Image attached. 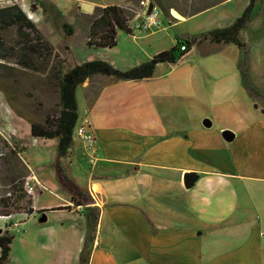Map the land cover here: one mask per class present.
<instances>
[{
    "label": "crops",
    "instance_id": "1",
    "mask_svg": "<svg viewBox=\"0 0 264 264\" xmlns=\"http://www.w3.org/2000/svg\"><path fill=\"white\" fill-rule=\"evenodd\" d=\"M193 1L209 5L192 14L176 9L180 14L174 11L173 15L178 22L199 14L222 13L230 5L242 3L236 15L215 28L231 26L250 2ZM136 14L137 19H143L144 9ZM242 36L251 48V77L264 91V0H257ZM198 47L205 50L206 75L215 81L211 92L215 103L223 110H238L237 95L246 93L237 73L238 48L209 43ZM256 47L262 51L260 57L255 55ZM217 51L227 57L211 58ZM116 83L96 76L78 89L77 101L81 90L84 106L81 110L78 101V121H89L97 136L95 161L91 163L83 142L76 138L67 155L65 172L70 170L72 178L82 182L77 185L73 181L88 191L100 209L89 264H264V103L262 110H254V116L253 110L245 112L246 121L237 117L230 148L222 134L231 129L217 131L212 121L213 127L205 129L198 123L203 115L177 114V107L168 101L174 100L176 93L166 83L153 84L159 86L154 91L132 94L112 93L109 87ZM201 89L199 97L204 103L208 86L204 91L201 85ZM107 95H111L110 101ZM80 154L88 156L91 166L74 172ZM190 173L196 174L198 181L187 190L184 176ZM39 174L34 176L41 191L32 198L31 216L45 215L47 223H39L34 232L48 231L51 216H63L58 236L42 243L45 250L57 254L52 264H77L86 235L81 208L73 205L61 187L57 194L60 203L38 208L39 195L47 191ZM32 186L37 189L34 182Z\"/></svg>",
    "mask_w": 264,
    "mask_h": 264
},
{
    "label": "rangeland",
    "instance_id": "2",
    "mask_svg": "<svg viewBox=\"0 0 264 264\" xmlns=\"http://www.w3.org/2000/svg\"><path fill=\"white\" fill-rule=\"evenodd\" d=\"M39 2L52 3L63 15H65L66 23L71 25L75 31L74 36L68 43H65L63 40L64 37L60 30L58 31V29L53 27L51 22L47 21L43 16L42 10L37 7ZM143 2L145 3L146 0H0V8L13 4L19 5L28 14L29 18L42 29L46 40L53 46L55 55L57 56V59L54 61V66L57 67L58 64L61 63L63 65V71L94 60L105 61L120 71H128L149 61L156 53H162L172 49L176 46L177 38L196 37L213 29H218L215 27L224 23L226 19H230L231 16L236 15L242 4L234 3L227 7L226 10H222V13L217 11L205 15L199 14L182 22H174L172 19L169 20V17L159 9V19L161 22L159 28H155L149 33L135 31L134 37L119 31L117 36V47L112 50L87 48V35L82 28L88 26L89 16H92L97 8L108 6L122 7L127 10L130 21L135 23L141 20L140 18L137 19L136 12L144 9L142 6ZM170 5H173V10H175L176 13H179L176 11V9H178L184 13L192 14L209 4L194 2L193 0H170ZM31 6L36 7L37 10L33 11ZM80 8L81 11L79 10ZM170 16L172 17L171 13ZM79 24H81V26H79ZM156 31H160V33L145 39L148 34L150 35ZM6 39L12 41L14 39V34L9 33ZM257 47L255 55L256 57H260L262 51ZM204 53V48L194 47L192 52L177 64L159 65L155 76L150 80L136 83L119 82L115 85H111L109 88L112 90V93L118 91L132 94L137 91H154L155 88L159 86L153 84L158 83L163 85L166 83L167 86H171L176 93L175 99H169L168 101L172 103V107H177V110H175L177 114L187 112L196 117L203 115L198 123H202L203 120L209 119L214 123L213 129L219 131L222 127H229L231 130H225L223 132H232L234 131L233 129L238 127V122L236 121L237 117L246 121L244 114L251 110H253L254 116V110H256L254 108V101H252L247 93H241L237 95L239 98L236 99L240 105L238 110H223L224 107L218 106L211 93L215 81L211 76L206 75L207 72L204 65V59L206 57ZM222 57L227 56L223 54L222 51H217L211 58L218 59ZM93 83L95 84V82L90 84ZM201 85L204 86V91L207 86L209 90V93L204 95V103H201V98L199 97L202 91ZM97 87L96 85V88ZM90 88L94 93L96 92L95 86ZM106 98L110 101L111 95H107ZM78 101L81 110H84L83 92L81 90L78 92ZM263 103L264 102L257 103L259 107L258 110L261 109L260 105H263ZM14 104L26 112L34 121L43 123L48 114L53 112L57 113L59 111L60 97L56 80L51 78L50 75L35 76L29 74L26 78L21 80ZM116 108L121 109L120 107ZM79 125L80 122L78 121L76 127ZM0 137L10 143H13V140L16 141L21 164L30 174V178H26L25 180L24 192H26L28 186L32 185L31 178L37 173H40L39 177L44 181L47 191L39 195L36 206L38 208H49L60 203L62 200L57 196L60 185L56 179L53 168L56 155L55 141L32 138L29 124L12 113L4 95L1 93ZM77 145H79L78 142ZM227 146L231 148L233 145L231 143L227 144ZM7 151L8 150L5 152ZM4 157L0 155V200L13 198V188L19 187L17 183L13 185L10 184L8 166ZM87 157L86 155L80 154V156L75 159L74 172L78 169L84 172L90 168L91 164H89V159ZM62 165L66 171L68 168L67 157L62 160ZM39 167H41V169H39ZM24 168H20L22 173H25ZM30 169H32V171ZM38 169L40 172H38ZM67 173L71 178L73 177L70 170L67 171ZM72 179L77 185H81L82 182H80V180L76 178ZM36 188L37 189L35 190L34 188L33 193L28 195V198L20 204V210H16L15 208L11 209V214H18L16 216V221L21 224L18 230L13 228L8 230L9 235L15 238V242L11 248L12 252L7 264H52L55 262L57 254L55 255L53 250H45L42 242L50 239V237L58 236L59 227L57 226L60 224V219H62L63 216H51V220H49L47 224L51 226L48 231L41 230L39 232H34L38 226H40V218L22 214H29L31 207L27 202L29 200L32 201V198L41 191L39 187L36 186ZM26 194L28 193L26 192ZM41 228L44 227L42 226Z\"/></svg>",
    "mask_w": 264,
    "mask_h": 264
},
{
    "label": "trees",
    "instance_id": "3",
    "mask_svg": "<svg viewBox=\"0 0 264 264\" xmlns=\"http://www.w3.org/2000/svg\"><path fill=\"white\" fill-rule=\"evenodd\" d=\"M149 2L166 14L169 20L172 19L170 10L174 7L170 5V0H149ZM256 3L257 0H250L243 14L231 26L213 29L196 37L177 38L176 46L172 49L128 71L115 69L102 60L85 62L63 71L61 63L57 67L54 66V61L57 59L54 48L46 40L42 29L29 18L28 14L17 4L0 8V93L4 95L12 113L29 124L32 138L56 142V158L53 164L56 179L61 189L71 196L73 205L81 208V216L86 222V235L77 264H89L100 218V209L94 206L88 191L79 188L62 165V160L67 157L73 145L74 130L79 119L78 89L96 76L112 78L116 82L147 81L155 76L159 65L177 64L189 55L194 47L207 43L234 45L240 54L237 70L242 86L254 101V108L258 110L257 103L264 102V91L255 85L251 77L250 46L242 36L251 20ZM37 7L42 10L46 20L58 31L60 30L63 40L68 43L75 31L66 23L65 15L52 3L39 2ZM31 9L37 10L34 6H31ZM129 23L128 12L122 7L97 8L94 14L89 16L88 26L82 28L87 35V48L103 50L116 48L119 31L133 36L134 30ZM9 33L14 34L12 41L6 39ZM29 74L50 75L56 80L59 89V111L48 114L43 123L34 121L14 104L21 80ZM262 113L264 114V110ZM12 142L0 137V155L5 156L10 184L17 183L19 187L13 188V198L0 200V216L11 214L12 208L20 210V204L31 195L24 192L25 180L30 178V174L21 164L16 141ZM6 150L8 151L5 152ZM21 167L24 168L25 173L20 171ZM27 203L32 206L31 200ZM29 215H32V207ZM14 239L8 233L0 235V264H7Z\"/></svg>",
    "mask_w": 264,
    "mask_h": 264
},
{
    "label": "built area",
    "instance_id": "4",
    "mask_svg": "<svg viewBox=\"0 0 264 264\" xmlns=\"http://www.w3.org/2000/svg\"><path fill=\"white\" fill-rule=\"evenodd\" d=\"M144 17L143 19L136 21L135 23H132L130 21V27L135 31H139L142 33H149L155 28L160 27V12L157 7L154 6L151 15H147L149 3H144ZM174 22H178V20L175 17H171ZM74 137L81 142H83L85 146V150L87 154L91 157V163L95 161L94 155L96 153V144H97V136L95 132L92 130L91 125L89 121L85 120L83 121L78 127L75 128L74 130ZM31 181L34 182V184L37 187H41V183L37 180L36 176H33L31 178ZM34 191L33 186H28L26 188V192L28 194H32ZM28 216H31L27 213H22ZM18 214H9V215H1L0 216V232L2 234L8 233L9 234V229L13 228L15 230H18L20 226V222L16 221V216Z\"/></svg>",
    "mask_w": 264,
    "mask_h": 264
},
{
    "label": "water",
    "instance_id": "5",
    "mask_svg": "<svg viewBox=\"0 0 264 264\" xmlns=\"http://www.w3.org/2000/svg\"><path fill=\"white\" fill-rule=\"evenodd\" d=\"M154 8V4L153 3H149V7H148V11H147V15H151L152 10ZM175 10H170V13L172 14ZM202 126L205 129H211L213 127V123L211 122V120L209 119H205L202 122ZM223 139L227 142V143H231L234 141L235 139V135L232 132H224L222 134ZM198 181V176L194 173H190V174H186L184 176V186L187 190L192 189L195 186V183ZM39 223L40 224H45L47 223V217L45 215H42L39 219ZM1 234V232H0Z\"/></svg>",
    "mask_w": 264,
    "mask_h": 264
},
{
    "label": "bare ground",
    "instance_id": "6",
    "mask_svg": "<svg viewBox=\"0 0 264 264\" xmlns=\"http://www.w3.org/2000/svg\"><path fill=\"white\" fill-rule=\"evenodd\" d=\"M172 16H173V13H172ZM174 17V16H173ZM177 19V18H176Z\"/></svg>",
    "mask_w": 264,
    "mask_h": 264
}]
</instances>
